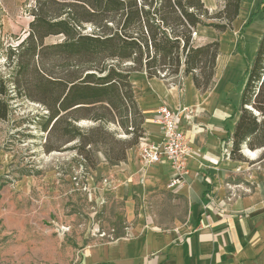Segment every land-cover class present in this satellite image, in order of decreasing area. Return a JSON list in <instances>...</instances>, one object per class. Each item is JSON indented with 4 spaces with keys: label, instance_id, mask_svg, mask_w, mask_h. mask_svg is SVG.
I'll use <instances>...</instances> for the list:
<instances>
[{
    "label": "trees",
    "instance_id": "16d2710c",
    "mask_svg": "<svg viewBox=\"0 0 264 264\" xmlns=\"http://www.w3.org/2000/svg\"><path fill=\"white\" fill-rule=\"evenodd\" d=\"M216 1L221 9L211 12L202 0H36L29 34L9 59L16 56L17 76L27 74L35 57L43 63L47 52L64 63L58 77L33 66V79L27 81L36 89L37 101L49 111L45 152L61 151L76 142L72 149L88 170L98 164L92 155L99 147L109 165L125 161L145 134V120L130 81L134 73L179 88L190 77L197 91H209L214 85L219 42L196 43L194 34L198 27L218 34L232 30L242 5V0ZM258 12L264 19V0L244 27ZM87 26L90 33L85 32ZM57 35L63 37L62 42L42 45L46 37ZM3 93L0 90V96ZM238 113L229 159L247 162L244 148L264 150V30L247 66ZM81 120L98 125L83 130L77 125ZM109 124L127 137L115 139L106 129Z\"/></svg>",
    "mask_w": 264,
    "mask_h": 264
},
{
    "label": "rangeland",
    "instance_id": "374dc122",
    "mask_svg": "<svg viewBox=\"0 0 264 264\" xmlns=\"http://www.w3.org/2000/svg\"><path fill=\"white\" fill-rule=\"evenodd\" d=\"M202 2L211 12L221 9L216 0ZM260 3L261 0H242L240 19L234 22L232 30L221 34L214 31L211 38L220 46L218 80L231 72L238 90L246 80L247 66L264 30L262 12L244 27ZM35 6L36 0H0V90L4 92L0 96V264H73L72 252L76 258L84 247L125 237L129 228L142 226L144 221L163 231L178 222L187 224L188 202L167 190L152 193L141 201L135 198L134 219L128 221L124 201L104 188L102 180L90 184L91 170L72 149L76 142L66 144L61 151L45 152L49 136L44 126L49 111L37 101L39 95L27 81L33 79V66L39 72L47 70L58 77L64 63L47 52L43 63L35 57L27 74L17 76L16 56L9 59L11 51L29 34ZM85 32L90 33L89 26ZM205 32L199 31L198 36L196 30V43L211 40ZM62 41L60 35L48 36L42 45ZM238 64L245 65V69H238ZM77 125L88 130L98 123L81 120ZM106 129L115 139L127 137L113 124L106 125ZM50 142H54V137ZM230 147L224 146L227 152L221 149L220 161L229 160ZM99 150L92 157L98 164H108L103 147ZM243 150L245 154L247 149ZM255 152L253 159L245 157L243 167L221 173L227 195L250 191L264 180V150ZM146 226L145 223L143 229L151 227ZM61 255L63 261L57 260Z\"/></svg>",
    "mask_w": 264,
    "mask_h": 264
},
{
    "label": "crops",
    "instance_id": "0c3cea01",
    "mask_svg": "<svg viewBox=\"0 0 264 264\" xmlns=\"http://www.w3.org/2000/svg\"><path fill=\"white\" fill-rule=\"evenodd\" d=\"M240 14L241 11L238 21ZM197 31L198 36L199 31L208 32V39L214 36L211 28L198 27ZM220 58L221 54L217 64ZM217 68L218 65L214 85L205 93L195 89L190 77L183 79L180 88L147 79L144 73L130 77H134L130 81L145 120L143 141L162 140V128L157 122L160 107L182 110L178 128L185 134L192 155L186 160L184 177L174 187H168L173 178L170 165L163 162L143 166L137 146L119 164L101 162L91 170L89 178L93 185L102 180L104 188L110 189L106 190L124 201L128 221L134 219L135 198L141 201L167 190L188 202V223L178 222L163 231L144 221L142 226L129 228L125 237L84 247L76 258L72 252L73 264H264V180L250 191L227 195L221 174L245 164L230 159L220 161L222 147L231 146L245 81L239 90L235 89L233 74L229 71L218 80ZM237 68L244 70L245 65L238 64ZM142 216L143 212L139 218ZM145 223L151 226L147 230L143 229ZM62 258L63 255L56 257L60 261Z\"/></svg>",
    "mask_w": 264,
    "mask_h": 264
},
{
    "label": "built area",
    "instance_id": "2783aa9c",
    "mask_svg": "<svg viewBox=\"0 0 264 264\" xmlns=\"http://www.w3.org/2000/svg\"><path fill=\"white\" fill-rule=\"evenodd\" d=\"M196 34H194V37ZM181 109L171 110L167 106L158 109V121L162 128V140L157 143L145 142L142 139L137 146L139 162L143 166L161 164L170 165L173 178L168 185L174 187L184 177L186 160L192 155L187 138L178 128ZM229 148V147H228ZM223 151L227 150L222 147Z\"/></svg>",
    "mask_w": 264,
    "mask_h": 264
},
{
    "label": "bare ground",
    "instance_id": "6f19581e",
    "mask_svg": "<svg viewBox=\"0 0 264 264\" xmlns=\"http://www.w3.org/2000/svg\"><path fill=\"white\" fill-rule=\"evenodd\" d=\"M245 154H246L249 158H254L256 153L254 154V151L251 152V151L245 150Z\"/></svg>",
    "mask_w": 264,
    "mask_h": 264
},
{
    "label": "water",
    "instance_id": "95a60500",
    "mask_svg": "<svg viewBox=\"0 0 264 264\" xmlns=\"http://www.w3.org/2000/svg\"><path fill=\"white\" fill-rule=\"evenodd\" d=\"M242 153L244 154V151H242Z\"/></svg>",
    "mask_w": 264,
    "mask_h": 264
}]
</instances>
